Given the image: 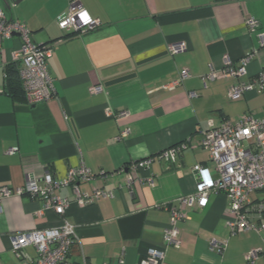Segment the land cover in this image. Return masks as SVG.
<instances>
[{
    "label": "crops",
    "instance_id": "crops-1",
    "mask_svg": "<svg viewBox=\"0 0 264 264\" xmlns=\"http://www.w3.org/2000/svg\"><path fill=\"white\" fill-rule=\"evenodd\" d=\"M70 1L17 0L11 6L12 18L25 23L35 43L51 44L47 68L54 94L28 105L25 97L5 91L4 68L12 63L11 51L20 40H4L0 186L19 187L27 176L41 178L45 172L61 178L81 162L105 176L77 182L76 188H58V195L72 201L63 217L52 210L38 214L42 201L28 194L0 199V264H33L36 247L28 245L17 256L11 236L54 227L63 219L74 225L77 237L67 254L69 262L140 264L148 248L165 247L169 214L157 206L195 191L193 166L206 165L209 159L199 146L201 131L209 123L218 125L246 113L251 100L263 93L253 90L230 100L227 92L235 78L204 83L201 76L210 66L222 68L224 55L237 62L253 53L245 79L264 67V0H79L101 24L65 37L57 23ZM248 17L258 22L254 33L246 26ZM180 41L187 50L170 54L167 47ZM182 68L190 76L167 87ZM93 85L102 89L91 93ZM107 108L128 115L107 117ZM126 127L129 135L119 139ZM182 141L190 148L176 162L155 157ZM9 148L17 151L8 153ZM149 156H154L149 168L136 170V176H152L153 186L128 183L125 174L131 163ZM96 189L111 195H100L85 206L73 201L76 191L91 194ZM228 218L225 196L210 195L205 207L191 210L178 223L180 246L166 248L161 264H245L246 252L263 248L261 234L230 235ZM211 239L226 242L221 255L209 250ZM255 264H264V258Z\"/></svg>",
    "mask_w": 264,
    "mask_h": 264
},
{
    "label": "built area",
    "instance_id": "built-area-1",
    "mask_svg": "<svg viewBox=\"0 0 264 264\" xmlns=\"http://www.w3.org/2000/svg\"><path fill=\"white\" fill-rule=\"evenodd\" d=\"M249 32L257 31L258 22L253 17L245 21ZM98 19L92 18L79 0H71L68 4L67 14L58 21L57 25L64 34L83 33L100 26ZM18 34L20 44L11 51L12 62L17 63L18 77L28 105H35L48 101L53 97L52 79L47 68V59L51 56L50 43L37 44L31 39L30 30L22 21L10 18L0 3V52L3 54V41L12 39ZM187 50L184 41L172 43L167 47L170 54ZM253 53L243 55L237 62L231 61L227 55L222 57V68L214 69L210 66L208 73L201 76L203 82L218 78H235L236 83L231 85L227 92L230 100H236L245 93L259 90L264 92V67L255 75L245 79L246 67ZM190 73L187 68L179 71L178 77L167 87L182 83ZM102 89L100 85H93L91 93ZM194 95V94H192ZM107 117L122 118L128 115L126 110L117 112L107 108ZM130 129L124 128L119 132L118 138L129 135ZM199 146L209 153L206 165L193 166L196 181L195 191L178 196L157 207L164 208L169 214L168 226L163 230L164 248L150 247L140 264H161L165 249L180 246L178 223L189 217V212L207 205L210 195L222 193L226 198V211L229 218L226 226L230 235L243 234L254 231L261 234L263 248L251 249L244 255L245 264H255L262 256L264 258V116L258 117L253 113H243L235 119H224L220 124L209 123L201 131ZM187 141L174 144L155 157L166 161L176 162L177 157L189 149ZM17 148H9L8 153H15ZM154 156L137 160L126 170V181L146 182L153 186L152 176L138 178L136 170L149 168ZM210 169L213 174H210ZM95 176L104 177L103 171L95 174L84 164L67 169L64 176L54 178L49 172L39 178L27 176L23 185L19 187L0 186V199L13 195L28 194L40 198L42 201V214L52 210L63 217L71 200L61 197L56 190L62 186L72 185L76 188L77 182L86 181ZM111 195L96 189L91 194L75 192L74 202L78 206H85L93 202L100 195ZM77 241L74 225L66 221L54 227L43 229H30L15 233L11 236V248L19 256L20 251L33 245L37 250V258L33 264H74L67 260L70 246ZM226 248L225 241L211 239L209 250L221 255Z\"/></svg>",
    "mask_w": 264,
    "mask_h": 264
},
{
    "label": "trees",
    "instance_id": "trees-1",
    "mask_svg": "<svg viewBox=\"0 0 264 264\" xmlns=\"http://www.w3.org/2000/svg\"><path fill=\"white\" fill-rule=\"evenodd\" d=\"M75 33L65 34V37ZM5 91L15 98H24V93L18 77L17 63L12 62L5 66Z\"/></svg>",
    "mask_w": 264,
    "mask_h": 264
},
{
    "label": "rangeland",
    "instance_id": "rangeland-1",
    "mask_svg": "<svg viewBox=\"0 0 264 264\" xmlns=\"http://www.w3.org/2000/svg\"><path fill=\"white\" fill-rule=\"evenodd\" d=\"M249 104L246 108V113L257 114L258 116L264 115V92L259 93Z\"/></svg>",
    "mask_w": 264,
    "mask_h": 264
},
{
    "label": "water",
    "instance_id": "water-1",
    "mask_svg": "<svg viewBox=\"0 0 264 264\" xmlns=\"http://www.w3.org/2000/svg\"><path fill=\"white\" fill-rule=\"evenodd\" d=\"M12 4H10L9 0H1L3 8L9 13V17L12 18L11 15V6L16 5L17 0H11ZM15 37H18V34H14Z\"/></svg>",
    "mask_w": 264,
    "mask_h": 264
}]
</instances>
